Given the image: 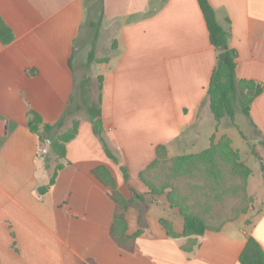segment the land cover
I'll return each mask as SVG.
<instances>
[{
    "label": "crops",
    "instance_id": "crops-1",
    "mask_svg": "<svg viewBox=\"0 0 264 264\" xmlns=\"http://www.w3.org/2000/svg\"><path fill=\"white\" fill-rule=\"evenodd\" d=\"M208 2L229 30L237 78L262 86L246 117L256 152L244 158L252 201L219 228L185 236L168 190L152 191L144 180L157 148L167 157L195 154L214 135H227L245 151L239 131L217 123L210 111L217 52L197 0L102 1L98 43L107 53L91 63L102 76V134L118 162L88 118H79L63 166L42 194L38 186L50 179L45 143L28 129L27 111L53 124L66 108L77 81L74 43L85 0H0V16L14 35L0 41V264H239L249 236L264 251V0ZM99 167L126 206L94 172ZM118 212L122 235L112 233ZM190 238L196 244L182 249Z\"/></svg>",
    "mask_w": 264,
    "mask_h": 264
},
{
    "label": "trees",
    "instance_id": "trees-1",
    "mask_svg": "<svg viewBox=\"0 0 264 264\" xmlns=\"http://www.w3.org/2000/svg\"><path fill=\"white\" fill-rule=\"evenodd\" d=\"M102 1L103 0H99L100 13L98 15L97 21L95 23L91 22V25L94 26L95 29L94 40L98 36L99 26L102 19ZM197 2L208 29L210 43L214 46L217 52L216 64L212 71L210 82L207 88L210 111L212 112L216 121H219V119L223 116H227L231 119L232 124L235 110L240 111L247 118H250V105L254 98L262 91V86L254 80L237 78L235 73L237 52L234 48L229 46V30L222 27L216 20L214 9L210 5L208 0H197ZM227 22H229V18H227ZM13 38L14 35L12 30L0 16V41L3 44H7L10 43ZM94 60L95 53L92 46L87 55V65H89ZM97 78L99 81L98 94L96 101L93 102L92 106L90 105L91 103L89 104L88 98H84V95L88 92V86L91 78L90 76H84L81 78L78 85H75L74 91L70 96L66 108L63 110L59 119L55 123H44L41 116L36 111L29 109L27 111V127L31 132L38 135L40 141L45 140L46 137L54 129L63 127L66 119L71 117L78 109L77 99L81 98L83 103L87 106L86 117L92 124L93 133L99 138L107 156L113 159L115 162H118V158L111 151L105 137L102 134L103 123L100 108L102 76L98 75ZM78 122L79 119L73 120V125L70 129L50 141L52 149L58 154L60 159H64L66 154V144L72 138H74L77 133ZM251 123L253 122L251 121ZM157 154L158 159H156V161L152 163L148 168L155 164L160 158L167 157L162 146L157 148ZM230 155L237 158V154L230 147V141L227 136H222L219 142L211 143L208 148L199 153L185 154L169 158L173 161L176 168L191 165L192 160L194 159H198L208 167L212 168L222 157H224L225 159H231ZM62 166L63 162H61L56 167L47 184L38 186L37 192L39 194L44 193L54 182L56 173ZM148 168H146V170ZM121 169L124 173V178L127 179L125 168L121 167ZM94 172L100 175V180L107 187H115L112 176L104 167H99L94 170ZM111 196L120 205L126 206L128 203V201L123 200V198L116 197L113 192L111 193ZM138 197L140 196L138 195ZM180 213L182 214L184 219L183 235L198 236L203 234V232L208 228L204 219L197 213L187 212L184 210H180ZM165 226L168 230V233L172 236H175V234L170 230V227L167 224H165ZM124 228L125 220L123 212H118L114 217V222L112 224V233H123ZM195 244V238H190L188 239V242L186 244H183L181 247L184 250L190 251ZM238 261L239 264H264V251L254 237H248L245 246L239 255Z\"/></svg>",
    "mask_w": 264,
    "mask_h": 264
},
{
    "label": "rangeland",
    "instance_id": "rangeland-1",
    "mask_svg": "<svg viewBox=\"0 0 264 264\" xmlns=\"http://www.w3.org/2000/svg\"><path fill=\"white\" fill-rule=\"evenodd\" d=\"M99 9V0H85L86 14L84 22L74 43L76 85L79 83V78L90 76L91 81L84 98H88L91 106L97 98L99 81L92 69L93 62L87 65V55L92 46L97 56H103L107 53V49H104L98 43V36L94 40L95 29L91 25V22L95 23L97 21ZM95 59H98V57ZM77 105L78 109L71 117L66 119L63 127L54 129L42 141L45 143L44 152L42 153L44 168L50 177L56 167L62 162V159L52 149L50 141L70 129L73 125V120L87 116V106L81 98L77 99ZM216 122H223V124L233 126L239 131L245 145V151L235 149L227 135H220L217 138L214 135L211 140V143H217L222 136H227L230 141V147L237 154V158L231 155V159L222 157L212 168L198 159H194L191 165L176 168L169 157H164L144 171V180L148 182L152 191L168 190V199L172 205L176 206L179 210L197 213L204 219L207 227L214 229L219 228L225 221L245 211L251 204L252 198L246 193V181L250 170L244 158L246 154L256 153L253 142H249L253 141L254 138L251 136L250 125L246 116L240 111L235 110L233 124L227 116L221 117ZM109 189L116 197L126 200V196L119 193L115 188L109 187Z\"/></svg>",
    "mask_w": 264,
    "mask_h": 264
},
{
    "label": "built area",
    "instance_id": "built-area-1",
    "mask_svg": "<svg viewBox=\"0 0 264 264\" xmlns=\"http://www.w3.org/2000/svg\"><path fill=\"white\" fill-rule=\"evenodd\" d=\"M0 124H1V122H0Z\"/></svg>",
    "mask_w": 264,
    "mask_h": 264
}]
</instances>
